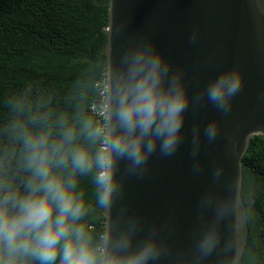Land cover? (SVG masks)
<instances>
[{"label": "water", "instance_id": "water-1", "mask_svg": "<svg viewBox=\"0 0 264 264\" xmlns=\"http://www.w3.org/2000/svg\"><path fill=\"white\" fill-rule=\"evenodd\" d=\"M139 49L161 57L165 87L177 81L188 106L173 154H162L157 142L136 169L117 161L120 192L103 210L106 233L129 234L134 248L155 241L158 255L149 264H233L238 250L241 264L250 235L243 158L252 138L264 137V0H110L108 114L127 57ZM229 72L241 87L225 112L208 100L206 88ZM210 124L217 133L211 140ZM213 231L218 243L205 254L201 241Z\"/></svg>", "mask_w": 264, "mask_h": 264}, {"label": "clouds", "instance_id": "clouds-1", "mask_svg": "<svg viewBox=\"0 0 264 264\" xmlns=\"http://www.w3.org/2000/svg\"><path fill=\"white\" fill-rule=\"evenodd\" d=\"M126 62L103 125L86 119L77 128L62 116L57 138L46 112L14 121L12 128L23 145L31 177L24 192L11 185L0 189V264H149L158 255L155 241L134 248L127 233L116 238L105 233L97 244L80 223L86 202L77 191L78 176L94 172L97 203L110 211L114 196L120 192L115 177L117 161L127 159L136 169L146 164L157 142L167 156L175 152L180 141L188 106L183 87L177 81L165 87L168 69L149 49L130 53ZM240 87L236 73H225L208 84L207 98L226 112ZM15 107L22 115L23 101ZM30 123L42 126L34 131ZM205 132L210 140L217 134L212 124ZM81 135L88 145L77 143ZM235 227L237 233L244 229V217L239 213ZM217 243L213 231L202 239L200 247L209 254ZM239 254L238 250L233 264H238Z\"/></svg>", "mask_w": 264, "mask_h": 264}, {"label": "trees", "instance_id": "trees-1", "mask_svg": "<svg viewBox=\"0 0 264 264\" xmlns=\"http://www.w3.org/2000/svg\"><path fill=\"white\" fill-rule=\"evenodd\" d=\"M109 1L0 0V189L11 185L24 192L31 177L12 128L15 120L46 112L57 138L62 116L77 128L86 119L98 124L91 107L99 98L97 84L108 74ZM18 101H23L22 115L15 107ZM41 126L29 124L34 131ZM77 143L89 142L81 135ZM243 173L250 235L241 264H264L263 136L252 138ZM77 191L86 202L80 223L99 244L106 218L97 203L94 172L78 176Z\"/></svg>", "mask_w": 264, "mask_h": 264}, {"label": "built area", "instance_id": "built-area-1", "mask_svg": "<svg viewBox=\"0 0 264 264\" xmlns=\"http://www.w3.org/2000/svg\"><path fill=\"white\" fill-rule=\"evenodd\" d=\"M99 91V98L96 103L91 107L92 114L96 117L98 124L103 125L108 116V88L107 79L103 80L100 84H97Z\"/></svg>", "mask_w": 264, "mask_h": 264}]
</instances>
